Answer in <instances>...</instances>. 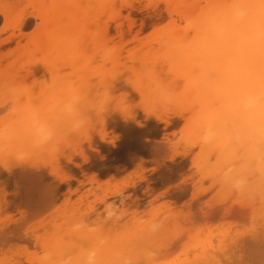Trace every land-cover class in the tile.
<instances>
[{
  "label": "rangeland",
  "instance_id": "374dc122",
  "mask_svg": "<svg viewBox=\"0 0 264 264\" xmlns=\"http://www.w3.org/2000/svg\"><path fill=\"white\" fill-rule=\"evenodd\" d=\"M62 1L0 0V127L24 109L43 107L55 79L87 78L93 91L81 103L83 122L64 132L54 158L40 144L9 147L13 136L0 143V264L80 257L83 264H264V194L241 172V158L212 153L209 160L200 150L190 129L196 76L183 68L175 74L166 59L177 41L164 38L185 31L179 2L197 12L206 0H110L107 9L77 0L85 12L80 28L91 33L65 38L68 50L47 51L34 44L43 15ZM107 21V36L94 33ZM120 23L130 35L115 33ZM60 54L75 58L64 62ZM118 80L129 83L116 88ZM157 89L169 99L154 101Z\"/></svg>",
  "mask_w": 264,
  "mask_h": 264
},
{
  "label": "bare ground",
  "instance_id": "6f19581e",
  "mask_svg": "<svg viewBox=\"0 0 264 264\" xmlns=\"http://www.w3.org/2000/svg\"><path fill=\"white\" fill-rule=\"evenodd\" d=\"M84 1L88 7L91 6V8H93V6H95L94 8L96 9L102 7L107 9V7L113 3L110 0H80V2ZM196 2L195 5L197 4ZM206 2V7L203 9L201 8V10L197 9V12L192 6H187L185 1L179 2V9L177 8L178 10L176 13L178 14L179 20L185 22V31L182 32L181 30L180 32V30L174 29L172 36L170 37L169 35L170 38L168 36V38H164V41L167 40L166 43L169 41H177L176 43L174 42V44H171L173 45V50L169 51V54L167 53L166 59L173 64L174 69L171 70H173L174 73V70H180L183 68L196 76L193 81L197 82V84L195 83V85L194 82H192L193 84L190 82V86L193 89L189 88L190 94L195 92L194 95H189V99L193 101L197 108V112L193 113L195 115L192 122H190V129H192V133H194L193 136L195 135L197 137L196 139L200 140V150L207 155L211 154V156H209V160L210 157H212V153L217 155V158L221 157L227 161H236L237 158H241V172L244 171L247 173V175H249L251 178L250 182L252 184V186H250L252 189H254V191L257 190L264 194V0H214L211 2L206 0ZM57 4L59 5V0ZM57 4L53 8V10H55L59 7L56 11L43 15V28L40 30L37 44H34L42 45L47 51L60 47H63L65 50L67 48L68 50L71 44H67L65 38L73 34H82L87 32L89 34L91 29H89L87 25L84 24L83 26L85 28H80L79 22L81 23V21H83L84 23L83 16L85 12L83 13V10L79 7L77 0H63L60 6ZM180 5H183V7L181 6V9ZM170 7L171 6L168 8ZM91 8H89V10H91ZM167 10L169 11V9ZM174 13L175 10H173V14ZM129 17H131V15ZM26 19L27 17L22 18L17 23V28L20 26L23 27L22 24L25 23ZM90 22L91 21L89 20V23ZM86 23L88 22L86 21ZM99 23L102 25L101 27L97 28L94 33L107 36V33L110 29L108 21L106 23ZM116 26L117 28L115 29V33L120 35V37H122L125 32L130 35L131 28L124 30L122 28V24ZM76 31L78 32L75 33ZM184 36H189V38H185ZM190 37L191 42H186L185 39H190ZM162 39L160 40L161 42L163 41ZM184 40L186 44L184 43ZM180 41L181 43H179ZM164 45L167 44L164 43ZM60 51H55V54H59ZM73 51L74 50H72V52ZM72 55L73 54H60L58 56L59 58L61 57L59 59L61 61L72 62L75 58L73 57L75 55ZM167 64L169 63H166V65ZM150 65H154V62L153 64L150 63ZM151 66H149V68ZM44 67L45 71L51 73V66H49L51 67L49 69L47 68L48 65L44 64ZM143 67H145V65ZM153 67L154 66H152L151 69H153ZM34 71L35 69L31 68L30 72L32 73ZM149 74L152 75V71L151 73L149 72ZM187 76L188 75H186V77ZM149 78L150 77L148 76L147 79ZM84 79L85 78H83L82 81L78 79L80 82L76 80L72 81L80 88L82 99L79 104V109H82L81 103L84 105V101L87 99V96L85 95H93V91L88 85L87 78L85 82ZM184 80L187 81L186 79ZM60 81V79H55V86L53 90L50 91V95H54L56 92V84H58ZM138 81L140 80H137V82ZM114 82L118 83V85L115 84L117 85L116 88H121L122 86L125 87L123 83L125 82L126 84L127 81L125 80L123 82L122 80L121 82V80H118L117 82ZM128 83L129 82H127V84ZM140 83H142V81ZM153 85L155 86V84ZM138 86L139 85H137V87ZM140 86L141 89L138 88V90L141 91L143 86ZM147 89L149 90V86ZM194 89L195 91L191 92ZM157 92H159L158 89ZM142 93L144 94L143 91L140 92V94ZM162 93L163 91L160 93V95H155L153 93V98L155 99L154 101H158L160 99L166 101L169 99L171 95L170 93V95H167V93L164 92L166 93V96H169L167 98H164L163 96H165V94L162 96ZM149 95L148 96L152 98L153 95ZM50 103L51 99H46L43 107H48ZM109 114H107L106 117H108ZM77 124H80L78 123V120L71 119L65 120L63 122H57L56 133L59 142L61 139L63 140L64 132H69L68 129L72 127L78 129L76 127L78 126ZM189 137L192 139L191 136ZM71 139L73 140L74 137ZM9 140L5 143H8V146L11 148H16L22 144H25L26 146L28 145V148L31 144L37 145V143L22 136H13L12 140ZM40 148L46 152L49 146L40 145ZM208 172H211V170ZM229 176L231 177L233 184L236 183L235 181H238L234 179V177L237 178L239 176V174L237 175L236 172H233V175ZM232 176H234L233 179ZM224 180V182L228 184V180H230L228 175L227 178H224ZM101 256L96 258L99 260V258L101 259ZM105 258L107 259V257ZM53 259L54 258H52V260ZM73 260H76V258ZM79 260H77V262H70L69 264H73L74 262L75 264H83L81 257ZM94 260L96 261V259H93V262H95ZM108 260L111 262L113 261V258L110 257ZM89 261V264H91L92 260L89 259ZM87 262L85 264H87ZM53 263L54 262L51 264Z\"/></svg>",
  "mask_w": 264,
  "mask_h": 264
},
{
  "label": "clouds",
  "instance_id": "9594fccd",
  "mask_svg": "<svg viewBox=\"0 0 264 264\" xmlns=\"http://www.w3.org/2000/svg\"><path fill=\"white\" fill-rule=\"evenodd\" d=\"M48 107L28 108L17 114L10 126L0 127V143L9 136H22L37 144L48 145L49 154L54 158L59 150L56 123L65 120H80L81 102L80 88L72 81H60L56 84V92L50 98ZM127 113V108H123Z\"/></svg>",
  "mask_w": 264,
  "mask_h": 264
}]
</instances>
